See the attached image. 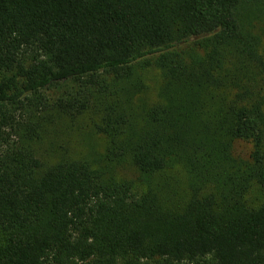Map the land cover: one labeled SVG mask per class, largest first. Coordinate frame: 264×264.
Segmentation results:
<instances>
[{
	"label": "trees",
	"instance_id": "16d2710c",
	"mask_svg": "<svg viewBox=\"0 0 264 264\" xmlns=\"http://www.w3.org/2000/svg\"><path fill=\"white\" fill-rule=\"evenodd\" d=\"M0 264H264V0H0Z\"/></svg>",
	"mask_w": 264,
	"mask_h": 264
},
{
	"label": "rangeland",
	"instance_id": "374dc122",
	"mask_svg": "<svg viewBox=\"0 0 264 264\" xmlns=\"http://www.w3.org/2000/svg\"><path fill=\"white\" fill-rule=\"evenodd\" d=\"M104 146V138L92 130L88 116L85 115L73 120H57L47 134L43 135L36 148L38 155L48 160L62 155L92 161L103 152ZM237 149L246 153L248 145L241 144Z\"/></svg>",
	"mask_w": 264,
	"mask_h": 264
}]
</instances>
